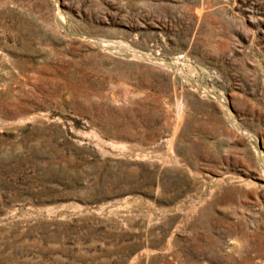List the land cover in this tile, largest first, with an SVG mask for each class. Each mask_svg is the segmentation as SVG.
I'll list each match as a JSON object with an SVG mask.
<instances>
[{
  "label": "rangeland",
  "instance_id": "rangeland-1",
  "mask_svg": "<svg viewBox=\"0 0 264 264\" xmlns=\"http://www.w3.org/2000/svg\"><path fill=\"white\" fill-rule=\"evenodd\" d=\"M0 264H264V0H0Z\"/></svg>",
  "mask_w": 264,
  "mask_h": 264
}]
</instances>
